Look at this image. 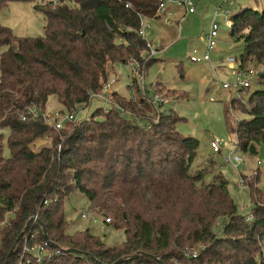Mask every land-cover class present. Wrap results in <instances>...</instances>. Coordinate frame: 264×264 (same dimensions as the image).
Wrapping results in <instances>:
<instances>
[{
  "label": "trees",
  "instance_id": "16d2710c",
  "mask_svg": "<svg viewBox=\"0 0 264 264\" xmlns=\"http://www.w3.org/2000/svg\"><path fill=\"white\" fill-rule=\"evenodd\" d=\"M12 1L26 0H0V10ZM158 3L48 0L36 6L45 19L42 37H18L0 24V264L26 225L7 264H264V203L256 197L249 221L238 213L224 176L207 180L211 170L194 163L199 140L178 132L172 110L112 90L107 110L60 129L28 115L53 114L50 97L59 113L88 108L117 62L145 74L155 55L138 31L144 19H160ZM229 20L230 36L243 43L238 71L260 67L247 103L241 94L230 103L247 116L234 129L236 146L252 155L264 145V8L243 5ZM133 86L139 91L135 78ZM252 191L257 195L256 186ZM72 192L113 220L124 233L121 244L106 245L88 230L67 233L63 204ZM24 246L45 253L38 262Z\"/></svg>",
  "mask_w": 264,
  "mask_h": 264
},
{
  "label": "rangeland",
  "instance_id": "374dc122",
  "mask_svg": "<svg viewBox=\"0 0 264 264\" xmlns=\"http://www.w3.org/2000/svg\"><path fill=\"white\" fill-rule=\"evenodd\" d=\"M47 1L9 2L0 10V24L9 28L18 37H42L45 19L36 6ZM192 1L196 4L195 12L185 13L178 20V24L165 25L160 19H144V24L150 26L146 38L151 43V48L156 51L155 60L146 68L145 74L135 73L133 71L135 64L117 62L109 68V79L115 80L113 90L127 98L132 96V99L136 98L135 101L142 97L146 103H150L147 100L153 96L152 88L157 91V96L166 99L168 102L164 104V108L172 110L180 117L177 123L178 132L199 140L194 163L200 168L211 170L207 180H210L212 174H222L228 182V193L238 213L248 216L257 196L258 202L264 203V163L256 164L257 160L262 162L264 160V145L257 144L256 154L252 155L235 148L237 136L234 129L238 121L247 116L241 110L231 107L230 103L231 100L237 99L239 94L241 100L247 103L252 92L258 87L254 74L258 73L260 67L247 64L239 74L237 73L243 43L235 41L230 36V26L224 23L223 12L229 8L231 13H234L243 5H251L253 9L262 10L264 0H233L232 7H227V0ZM217 14L221 21L216 46L209 52L210 61L191 62L187 55L192 49L203 50L206 45L204 33L208 31L209 21ZM228 57L237 59L229 64L225 62ZM134 78L139 91H135L133 86ZM247 79L251 84L250 89L246 93L245 91L240 93L238 80ZM223 83H228L229 87L223 88ZM142 88L147 89L148 95L144 89V93L141 94ZM47 105L48 111L53 114L61 109V105L54 97L48 99ZM99 107L107 110L109 104L102 99L94 98L88 108L76 113L77 120L90 116ZM151 114H155L153 122H159V114L157 112ZM60 120L65 121L63 115L60 116ZM7 137L8 131H3L4 157L9 156ZM214 139L220 141V149L217 152L210 148V142ZM232 151L241 159L236 167L233 165L234 162L226 160ZM241 177L244 181L242 185L239 184ZM254 186L258 190L257 195L252 191ZM63 209L68 234L88 230L106 245L115 246L123 242L124 233L113 228L110 224L113 220L105 223L101 215L95 216L96 222L81 218V210L89 209V203L82 193L69 194L64 200Z\"/></svg>",
  "mask_w": 264,
  "mask_h": 264
},
{
  "label": "built area",
  "instance_id": "2783aa9c",
  "mask_svg": "<svg viewBox=\"0 0 264 264\" xmlns=\"http://www.w3.org/2000/svg\"><path fill=\"white\" fill-rule=\"evenodd\" d=\"M227 7H232L234 5V1L233 0H227L226 2ZM175 7H181L185 10L186 13H193L196 10V5L194 4V2L192 0H159L158 3V8H157V15H160V19L164 22V24H169L170 23V17L173 15L172 10ZM231 11L229 10V8H227L224 12H223V17H224V23L228 26H230L231 22L229 20V15H230ZM221 18L218 17V14L211 19L210 24H209V28L208 31L205 34V39H206V45H205V49L202 52H199L198 49H192V51L187 55L188 59L191 62H206V61H210V56H209V52L211 50H213L216 46V39H217V35H218V30H219V26H220V20ZM150 26L149 25H145L144 21L141 23V27L138 31L139 35L144 38L146 40V46L148 49V52L151 56L156 54V51L153 50L151 48V43L147 40L146 38V33L147 30H149ZM225 62L232 64L233 62H235L234 57H228ZM238 74L240 73L239 71L237 72ZM115 83L114 79H108L106 81V83L103 84L101 92L99 93H93L91 95V99L93 100L94 98L97 99H102L103 101H106L109 103V98L108 95L109 93L113 90L112 89V85ZM238 83L240 85V87H249L250 86V81L244 80V81H239ZM223 88H228L229 84L228 83H223L222 84ZM149 102H152L157 110H159V112H163L165 110L164 108V104L167 103L168 101L164 98H161L159 96H154L151 100H147ZM82 109H78L76 111H70V112H63V113H59V112H55L54 114H51L49 112H38V110L35 109H29L28 110V115L30 117H37L40 115V117L43 119L44 122L46 123H51V126H53L55 129H60L64 126V124L66 122H75L77 120L76 117V113L81 111ZM120 114L121 115H126V111L124 110H120ZM63 115L65 121L60 120V116ZM22 120H26L27 118L25 116L21 117ZM219 145H220V141L217 139H214L210 142V148L212 149L213 152H217L219 151ZM235 148L237 150H239L237 148V146L235 145ZM227 161L230 162H234V167L237 166V164L241 161V159L238 157V155L236 154L235 151H232L231 154L226 158ZM264 163L262 161L257 160L256 164L257 165H262ZM239 184L242 185L244 184L243 179L241 178L239 181ZM97 215H101L98 212L91 210V209H87V210H81L80 212V216L81 218H83L84 220L87 221H92V222H96V218L95 216ZM102 216V215H101ZM35 219V218H34ZM251 219V216L248 215L246 217V220L249 221ZM103 222L105 223H110V219L108 217H104L103 216ZM34 251V254L36 256V260L39 262L40 259L42 258V256L45 253V250L38 246V247H34V248H27L26 246L23 247V253L28 252V251ZM59 250H57L58 252Z\"/></svg>",
  "mask_w": 264,
  "mask_h": 264
},
{
  "label": "water",
  "instance_id": "95a60500",
  "mask_svg": "<svg viewBox=\"0 0 264 264\" xmlns=\"http://www.w3.org/2000/svg\"><path fill=\"white\" fill-rule=\"evenodd\" d=\"M258 76H260V73H258ZM26 228H27V225L24 227V229L22 230V232H20L19 235L17 236V238L15 239L14 243L12 244L11 248L9 249V251L7 253L6 259L3 262V264H7L8 263V260L11 257V255H12V253L14 251V248H15L17 242H19L20 239L22 238V236H23L24 231L26 230ZM66 251L67 252H70V253H80L78 250H75V249H67ZM158 263L159 264H163L160 260H158Z\"/></svg>",
  "mask_w": 264,
  "mask_h": 264
},
{
  "label": "crops",
  "instance_id": "0c3cea01",
  "mask_svg": "<svg viewBox=\"0 0 264 264\" xmlns=\"http://www.w3.org/2000/svg\"><path fill=\"white\" fill-rule=\"evenodd\" d=\"M175 8H177V12L176 13L174 12V14L172 15L173 18H172V22L171 23H175L181 17V15H185V13H186L185 10L183 8H181V7H179V9H178V7H175ZM175 8H173V9H175ZM210 21H209V24H210ZM171 23H169V24H171ZM169 24H165V25H169ZM204 49H205V47L203 48V50ZM198 50H199V52L203 51V50H200V49H198Z\"/></svg>",
  "mask_w": 264,
  "mask_h": 264
}]
</instances>
